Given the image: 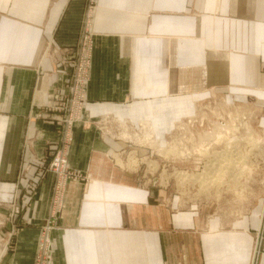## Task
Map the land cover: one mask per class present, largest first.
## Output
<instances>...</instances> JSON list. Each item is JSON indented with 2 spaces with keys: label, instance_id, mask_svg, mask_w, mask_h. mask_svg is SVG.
Returning <instances> with one entry per match:
<instances>
[{
  "label": "crops",
  "instance_id": "0c3cea01",
  "mask_svg": "<svg viewBox=\"0 0 264 264\" xmlns=\"http://www.w3.org/2000/svg\"><path fill=\"white\" fill-rule=\"evenodd\" d=\"M87 20L94 42L87 102L68 141L52 106L68 94ZM150 59L157 85L249 99L264 122V0H0V200L21 208L17 224L5 225L0 264H36L50 222L51 264L254 258V227L243 216L217 219L198 204L182 207L176 195L163 205L144 164H118L115 154L141 148L106 126L141 114L135 93L146 92L147 76L156 80ZM59 150L79 176L49 170Z\"/></svg>",
  "mask_w": 264,
  "mask_h": 264
},
{
  "label": "rangeland",
  "instance_id": "374dc122",
  "mask_svg": "<svg viewBox=\"0 0 264 264\" xmlns=\"http://www.w3.org/2000/svg\"><path fill=\"white\" fill-rule=\"evenodd\" d=\"M155 65L156 60L154 61L150 59L146 69L149 73L155 74L156 80H151L147 76L146 92L135 93V96H138L135 98L136 102L142 101L138 105L141 114L135 115V117H130L133 119H130L129 116L125 118V116L119 115V118L116 117V120L107 124V130L110 132L114 131L113 134H118L121 138L124 137L122 139H127L135 144L146 146V148L139 145H135L133 147H140V152L142 153H139V156H146L148 159L146 162H141L140 164H144L146 166V181L154 180L156 183L155 186H157L159 190H163L162 192H159V194L162 195L161 197L163 200L160 202L163 203V205L172 204L173 198L176 195L177 199H181L180 202L182 203V207H187L188 203L192 202L193 204H198V207L203 213L212 215L217 219H233L235 217L243 216V219L250 221V226L254 227L250 228L253 229L251 234L253 235L254 258L252 259L251 253L249 264H260L263 256L262 252L264 250V154L259 156L261 151L264 152V122L261 121V115L263 114L262 111L257 109L249 99L244 101V99L229 97L227 96V92L215 90L212 89V87H205L204 89L199 88L196 91L188 90L183 93L168 91L167 87L169 88V84L168 86L157 85L158 69ZM175 97L179 100V102L178 100L177 103L175 102ZM178 97H182V99H179ZM228 99L234 101L233 106H247L249 110L251 109L249 112L247 111V113L250 114V127L246 129L244 126H241L239 132L236 133V138L233 141L225 139L220 146L217 147V150L215 149L210 153V155L205 156L201 153H194L191 154V157L188 159L184 156L180 159V153L176 151L171 153L169 152L170 154H167L168 158H165L163 153L155 150L153 146L154 144H158L159 148L164 149H168L170 146H176L178 149H181V147L183 148L184 146L179 143H185L186 146L189 145V142L194 141L195 134L192 135L193 139L190 138L189 134L186 137L185 134L187 132V127L185 130H182V128H185V126L190 124L193 126L195 122V125H197L198 121L203 118V115L205 116L206 114H210L213 112L215 107H225L223 106V103L225 102V104H227ZM143 103L145 107H142L144 106ZM233 106L231 108L225 107L224 113H222L223 110L220 109V113L224 114V117H221V119L220 117L215 116L213 122H208L206 118L205 124L202 127L201 125L197 126L202 130H211L210 128H213L214 121H217L218 118L221 121H228L230 114L233 115H231L232 117H230V120L236 119L235 122L238 124H240V121L245 122L246 115H243V111L246 112V110H243L244 108L242 107V113L239 114L237 111L232 109ZM143 120L146 121L144 122ZM115 121L117 122L115 123ZM152 121H154V126L152 125ZM142 122H144V124H142ZM241 123L243 125V122ZM146 125H151L153 128L155 127L154 133L150 132L152 135L151 138L147 137L146 130L149 129H147L148 126ZM114 126H117L118 129H113ZM194 128L197 129L196 126ZM253 136L260 137V140L250 147L251 145L248 140H250L249 137ZM137 139H140V141ZM259 142L260 144H258ZM230 145H234L237 149H241L242 153L248 148L251 150L255 147L253 152L257 155L255 154V158L252 157L251 159H248L247 163L256 164L257 169L253 172L249 171L250 173L246 172L240 174V170L243 169L244 163H237V155L226 153L227 150H224V147L230 149ZM135 150L138 151V149L131 147H129L128 150H124L126 152L122 157L126 162L134 157L129 154ZM227 154L230 155L227 156ZM227 158H231V160H226ZM153 161L158 163L154 172L151 170L154 165L149 163ZM221 161H228L227 165L233 166L228 171L227 177L231 178L233 181L239 180L238 183L241 184L239 185V189L241 190V188H244L243 190H245L248 194V196L245 197L247 198L246 200L233 198L232 192L227 191L226 187L217 188L216 186H206L202 191H200L199 189L203 188L199 186L201 183H191L190 181H187L182 185V183L178 182L177 178L174 176L166 178V174L173 172V166L178 168L179 171L198 173L201 172L209 162H213V166H215L216 163H220ZM127 165L133 168L139 167L133 166L132 163H128ZM163 169L167 170L165 172L166 174H164ZM219 193H222L220 194L221 198L217 199L216 196ZM14 204L16 203L4 202L0 200V222H2V224H0V263L4 256H2V246H4V243H6L7 240V228L4 225H8L10 220H13V223L17 224V221L12 219V217L8 214L11 213L14 207H18L19 211L21 209L20 205Z\"/></svg>",
  "mask_w": 264,
  "mask_h": 264
},
{
  "label": "bare ground",
  "instance_id": "6f19581e",
  "mask_svg": "<svg viewBox=\"0 0 264 264\" xmlns=\"http://www.w3.org/2000/svg\"><path fill=\"white\" fill-rule=\"evenodd\" d=\"M167 62L168 61H166V63ZM217 104H219V103H217ZM220 105H222V104H220ZM233 105H234V101H232L231 99L227 100V104H225V102L223 103V106H225L226 108H231ZM225 107H222V106L221 107H218V106L215 107L213 112H211L210 114H206L205 116L203 115V118H201L200 121H198L197 125L198 126L201 125V127H202L205 124V119L206 118H207L208 122L209 121L213 122L215 116L216 117H220V119H221V117H224L223 116L224 114H222V113H224V108ZM242 107L235 105V106H233L232 109H234L235 111H237V113L240 114V113H242L241 109L244 108L243 110H246V112L243 111V115H246V118H245L246 121L245 122L244 121H240L239 122L240 124H238V123L235 122L236 119L235 120H230V117L233 116L232 114H230V117H229L228 121H223V120L221 121L219 118H218L217 121H214V123H213L214 126H213V128H210L211 130H209V129L208 130L207 129H203L202 130L197 125H195V123H196L195 122L193 124V126L191 124L188 125V126L184 125L185 128H182V130H185L186 127H187V129H186L187 132L185 131L186 132V134H185L186 137L189 134L190 138H192L193 137L192 135L195 134L194 141L189 142L190 143L189 145L186 146L185 143H179V144H182L184 146L183 148L181 147V149L176 148V146H170L168 149L159 148L158 144H154L153 146H154L155 150H158L159 152L163 153V155H165V158H168L167 154H170L173 151H176V152L180 153L179 154L180 155V157H179L180 159H181L182 156H184L185 158L188 159V158L191 157V154H194V153L195 154L201 153V154H203L205 156H208L215 149L217 150V147L220 146V144L225 139H229V141L230 140L233 141L236 138V133L239 132V129H240L241 126H244L246 129L248 127H250V123H251L249 121L250 120L249 119L250 114H248L247 111L249 112L251 109L249 110V108L247 106L243 107V108ZM220 109L223 110L222 113H220ZM224 120H225V118H224ZM143 121L145 122L146 120H143ZM144 122H142V124H144ZM241 122H243V125H242ZM148 124H150V123H148ZM152 125L154 126V121H152ZM146 126H148L147 129H149V130H146L147 137L151 138L152 135H151L150 132L154 133L155 127L153 128L151 125L150 126L146 125ZM195 126L197 127V129L194 128ZM145 137H146V135H145ZM122 138H124V137H122ZM249 139L250 140H248V138H247L248 142L251 145L250 147H252L254 144H256L260 140V137H258V136L254 137L253 136V137H249ZM137 140L140 141V139H137ZM258 144H260V142ZM257 147H258V145H257ZM224 148H225L224 150H227L226 153H230V154L238 156L237 163H244L243 169L240 170V174H243V173H246V172H249V171L253 172L255 169H257L256 168V164L247 163L248 159H251L252 157L255 158V154L256 153L253 152V149L255 147H253L251 150L249 148L246 149V151L244 150L245 151V152H243L244 154L242 153L241 149H237L234 145H230V149H228L227 147H224ZM230 154H227V156L230 155ZM263 154H264V152L261 151L259 156H262ZM129 155L130 156H134V157L131 158V159L129 158L130 160H128V162H126L124 160V158L122 156H120V154H115V157L117 159L118 164L120 166H124V167L128 163H132L133 166H138V165H140L141 162H146L148 160L146 158V156H143V157L139 156L136 153V151H132ZM226 160H231V158H227ZM223 161H221L220 163H216V165H215L216 167L213 166L214 165L213 162H209L208 164H206L204 169L201 172H198V173H189L187 171H179V169L174 167V166H173L174 169L172 168L173 169L172 173L166 174L165 173L167 171L166 169H163V172H164V174L167 175L166 178L174 176V177L177 178L178 182L182 183V185L185 184L187 181H190L191 183H201L199 186L203 187V188L199 189L200 191H202L206 186H216L217 188L226 187L227 191H231L232 192L233 198H235V199L239 198V200L241 198L243 200H246L247 198H245V197H247L248 194L245 192V190H243L244 188L243 189L241 188V190L239 189V185H241V184L238 183L239 180L233 181L231 178L227 177L228 176V171L233 166H228L227 165L228 161L227 162H223ZM149 163H152L154 165V167L151 168V170H153V172H154V169L157 168L158 163L154 162V161L153 162H149ZM226 178H228V179H226ZM245 186H246V183H245ZM220 194H222V193L217 194V196H216L217 199L221 198ZM9 223L11 224V222H9ZM0 224H2V222H0ZM7 250H8V243H4V246H2V256L7 252Z\"/></svg>",
  "mask_w": 264,
  "mask_h": 264
},
{
  "label": "built area",
  "instance_id": "2783aa9c",
  "mask_svg": "<svg viewBox=\"0 0 264 264\" xmlns=\"http://www.w3.org/2000/svg\"><path fill=\"white\" fill-rule=\"evenodd\" d=\"M93 48V33L90 28L89 20H87L84 25L80 41L71 55V71L68 94L63 97H59L52 106L53 110L60 114L58 121L61 123L64 132V140L68 139V141H70L74 125L82 119L85 111L87 90L90 82V68L93 57ZM66 163L67 159L64 157L62 151L59 150L52 156L49 164V170L64 178H74L79 176L74 171H69L66 168ZM17 212H19V208L14 207L8 215L13 219ZM10 222L13 223V220H10ZM50 224L52 225L51 222ZM51 225L45 226V230L41 235L36 264H51L49 237V231L53 228Z\"/></svg>",
  "mask_w": 264,
  "mask_h": 264
}]
</instances>
